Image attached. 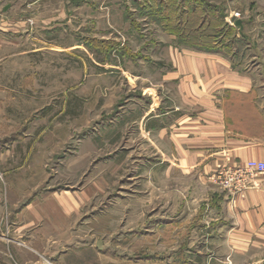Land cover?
<instances>
[{"label":"rangeland","instance_id":"1","mask_svg":"<svg viewBox=\"0 0 264 264\" xmlns=\"http://www.w3.org/2000/svg\"><path fill=\"white\" fill-rule=\"evenodd\" d=\"M206 1L237 29L221 33L218 53L254 67L264 0ZM143 3L0 0V264L11 261L6 247H27L11 237L16 213L33 202L77 204L66 238L49 246L65 255L46 264H258L219 248L205 203L154 166L153 148L127 122L169 47L210 54L179 45L139 13Z\"/></svg>","mask_w":264,"mask_h":264},{"label":"crops","instance_id":"2","mask_svg":"<svg viewBox=\"0 0 264 264\" xmlns=\"http://www.w3.org/2000/svg\"><path fill=\"white\" fill-rule=\"evenodd\" d=\"M15 27L12 30L19 33ZM167 53L156 61L154 84L145 88V101L129 110L126 121L137 124L139 137L153 148L154 166H166L174 180L186 186L193 203H205L213 217L212 237L222 240L219 248L226 255L264 264V177L257 188L236 195L222 190L214 178L219 167L264 163V57L252 56L250 60L257 62L249 68L236 66L219 53L173 47ZM247 59L242 57L240 64ZM163 63L170 70L160 73ZM145 91L137 98L142 99ZM76 207V203L25 205L16 213L11 239L29 242L27 247H6L11 256L6 264L60 262L66 252L49 248L50 242L66 238ZM30 241L42 247L33 248Z\"/></svg>","mask_w":264,"mask_h":264},{"label":"trees","instance_id":"3","mask_svg":"<svg viewBox=\"0 0 264 264\" xmlns=\"http://www.w3.org/2000/svg\"><path fill=\"white\" fill-rule=\"evenodd\" d=\"M143 1L139 13L151 16L164 32L187 48L218 53L226 48L219 40L221 33L234 36L237 30L230 28L222 18L218 19L215 6L206 0Z\"/></svg>","mask_w":264,"mask_h":264},{"label":"built area","instance_id":"4","mask_svg":"<svg viewBox=\"0 0 264 264\" xmlns=\"http://www.w3.org/2000/svg\"><path fill=\"white\" fill-rule=\"evenodd\" d=\"M235 18H239V15ZM263 177L264 163L257 161H248L242 167H219L214 176L222 190L234 195L257 188L259 186L257 181Z\"/></svg>","mask_w":264,"mask_h":264},{"label":"water","instance_id":"5","mask_svg":"<svg viewBox=\"0 0 264 264\" xmlns=\"http://www.w3.org/2000/svg\"><path fill=\"white\" fill-rule=\"evenodd\" d=\"M234 25H235V27H238V28L242 29V21L241 20H236L234 22Z\"/></svg>","mask_w":264,"mask_h":264}]
</instances>
